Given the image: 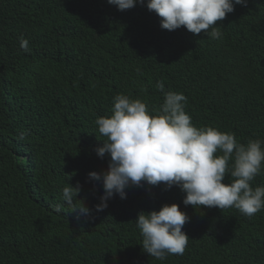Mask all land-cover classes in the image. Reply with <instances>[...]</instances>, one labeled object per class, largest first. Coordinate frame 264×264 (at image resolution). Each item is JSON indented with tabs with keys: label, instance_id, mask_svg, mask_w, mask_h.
<instances>
[{
	"label": "trees",
	"instance_id": "trees-1",
	"mask_svg": "<svg viewBox=\"0 0 264 264\" xmlns=\"http://www.w3.org/2000/svg\"><path fill=\"white\" fill-rule=\"evenodd\" d=\"M160 19L107 0H0V264H264V209L249 218L193 208L176 186L144 184L95 210L103 188L87 174L108 163L95 152L106 139L95 120L112 114L117 94L155 114L162 81L187 97L197 128L264 142V0L235 5L216 22L221 38L168 31ZM77 182L74 204L90 216L67 204L56 212L63 187ZM250 186H264V165ZM173 203L189 217V240L183 255L159 260L143 251L135 219Z\"/></svg>",
	"mask_w": 264,
	"mask_h": 264
},
{
	"label": "clouds",
	"instance_id": "clouds-1",
	"mask_svg": "<svg viewBox=\"0 0 264 264\" xmlns=\"http://www.w3.org/2000/svg\"><path fill=\"white\" fill-rule=\"evenodd\" d=\"M107 3L120 11L138 4L145 6L161 18L162 29L174 31L184 27L192 34L203 31L214 39L222 37L216 22L232 13L235 5L247 6V0H107ZM20 48L30 51L27 39L20 37ZM155 87L163 95L159 112L150 114L142 100L117 94L112 114L95 120L98 132L106 138L95 149L96 155L108 157L105 171L87 174L88 180L100 183L103 188L95 210L107 208L114 195L126 199L125 190L129 186L144 184L153 187L163 184L165 190L176 186L184 193L182 203L193 208H235L249 218L264 209V186H250L264 165V142L250 139L247 144H240L234 133L208 126L197 128L185 111L187 97L183 93L165 91L162 81H157ZM24 138L25 133H21L19 139ZM226 174L234 178L231 183L224 182ZM80 190L79 182L63 187V204L57 205L55 211L62 212L67 204L70 210L90 216L83 201L74 204ZM188 221L189 217L175 203L163 204L158 211H140L135 223L143 251L159 260L168 255H183L189 237L182 228Z\"/></svg>",
	"mask_w": 264,
	"mask_h": 264
}]
</instances>
